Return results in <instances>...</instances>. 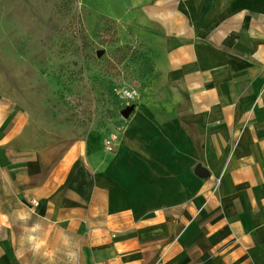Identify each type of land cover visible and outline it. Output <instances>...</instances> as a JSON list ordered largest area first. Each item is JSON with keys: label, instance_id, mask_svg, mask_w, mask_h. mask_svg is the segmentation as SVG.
I'll return each instance as SVG.
<instances>
[{"label": "crops", "instance_id": "0c3cea01", "mask_svg": "<svg viewBox=\"0 0 264 264\" xmlns=\"http://www.w3.org/2000/svg\"><path fill=\"white\" fill-rule=\"evenodd\" d=\"M117 1L161 84L108 152L0 94V264H264V0Z\"/></svg>", "mask_w": 264, "mask_h": 264}, {"label": "rangeland", "instance_id": "374dc122", "mask_svg": "<svg viewBox=\"0 0 264 264\" xmlns=\"http://www.w3.org/2000/svg\"><path fill=\"white\" fill-rule=\"evenodd\" d=\"M109 1L0 0V94L28 111L38 134L63 145L113 151L127 137L131 110L161 84L119 1ZM124 89L135 99H122Z\"/></svg>", "mask_w": 264, "mask_h": 264}, {"label": "water", "instance_id": "95a60500", "mask_svg": "<svg viewBox=\"0 0 264 264\" xmlns=\"http://www.w3.org/2000/svg\"><path fill=\"white\" fill-rule=\"evenodd\" d=\"M130 110H131V107H126L125 109H123V110L121 111V114H122L123 116H126L127 113H128ZM195 172H196L199 176L203 177V176H205V174H206V169H205L204 167H202L201 165L198 164V165L195 167Z\"/></svg>", "mask_w": 264, "mask_h": 264}, {"label": "built area", "instance_id": "2783aa9c", "mask_svg": "<svg viewBox=\"0 0 264 264\" xmlns=\"http://www.w3.org/2000/svg\"><path fill=\"white\" fill-rule=\"evenodd\" d=\"M120 96L122 99H125V100H133L136 97V93L132 89H124L121 91Z\"/></svg>", "mask_w": 264, "mask_h": 264}]
</instances>
